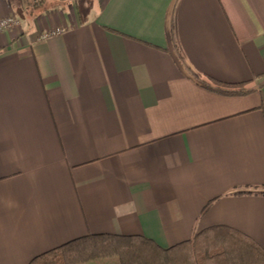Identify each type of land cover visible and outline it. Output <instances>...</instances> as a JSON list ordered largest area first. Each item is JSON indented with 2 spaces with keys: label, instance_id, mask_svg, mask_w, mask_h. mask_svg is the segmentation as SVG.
Segmentation results:
<instances>
[{
  "label": "crops",
  "instance_id": "1",
  "mask_svg": "<svg viewBox=\"0 0 264 264\" xmlns=\"http://www.w3.org/2000/svg\"><path fill=\"white\" fill-rule=\"evenodd\" d=\"M10 16L0 264L213 226L264 249V0H0Z\"/></svg>",
  "mask_w": 264,
  "mask_h": 264
},
{
  "label": "trees",
  "instance_id": "2",
  "mask_svg": "<svg viewBox=\"0 0 264 264\" xmlns=\"http://www.w3.org/2000/svg\"><path fill=\"white\" fill-rule=\"evenodd\" d=\"M114 257L120 264H264V249L234 228L213 226L169 248L144 236L88 235L38 256L29 264H86Z\"/></svg>",
  "mask_w": 264,
  "mask_h": 264
},
{
  "label": "built area",
  "instance_id": "3",
  "mask_svg": "<svg viewBox=\"0 0 264 264\" xmlns=\"http://www.w3.org/2000/svg\"><path fill=\"white\" fill-rule=\"evenodd\" d=\"M19 25H20V21L13 16H10V17L4 18V19H0V33L14 29V28L18 27ZM63 33H64L63 29H55L53 31L43 33L40 38L42 40H46V39H49V38L54 37V36H59Z\"/></svg>",
  "mask_w": 264,
  "mask_h": 264
},
{
  "label": "rangeland",
  "instance_id": "4",
  "mask_svg": "<svg viewBox=\"0 0 264 264\" xmlns=\"http://www.w3.org/2000/svg\"><path fill=\"white\" fill-rule=\"evenodd\" d=\"M115 258V257H114ZM108 259H110V258H108ZM115 259H117V258H115ZM102 260H106V259H102ZM102 260H97V261H102ZM97 261H93V262H97ZM91 263V262H90ZM86 264H89V263H86Z\"/></svg>",
  "mask_w": 264,
  "mask_h": 264
}]
</instances>
